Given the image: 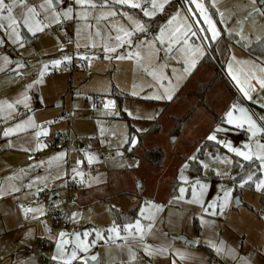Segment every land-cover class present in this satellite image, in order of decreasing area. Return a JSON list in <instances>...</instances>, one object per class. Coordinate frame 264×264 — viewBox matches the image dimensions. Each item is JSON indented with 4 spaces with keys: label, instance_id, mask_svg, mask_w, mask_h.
<instances>
[{
    "label": "rangeland",
    "instance_id": "1",
    "mask_svg": "<svg viewBox=\"0 0 264 264\" xmlns=\"http://www.w3.org/2000/svg\"><path fill=\"white\" fill-rule=\"evenodd\" d=\"M6 2L11 3L12 0ZM90 2L97 7L75 6V0H56L54 8L61 15L59 22H53L50 14L47 20L44 19L46 13L40 5L45 0H23L24 6L16 0L13 18L18 21L15 31L20 33L19 43H13L14 37L10 38L12 30L8 28L9 21L0 18L3 25L0 27V41L3 42L0 44V68L3 69L0 70V105H3L0 110V264H21L22 259L29 258L23 253L30 248L27 242H24V247H17L16 236L10 237L11 234H5L1 227H8L15 213L24 215L25 208L40 207L52 191L58 193L54 202L62 204L65 182L75 176L79 177L81 184L77 191L70 192L75 199L74 206L67 211L68 225L62 229L69 234V242L72 241L67 247H75V233H80V242L89 244L95 239L96 230L107 237L106 229L113 226L112 210L124 213L126 219L131 214L128 210L139 205L136 219H140L143 226V241L138 237L130 238L125 246L122 240H96L89 252L100 257L105 264H210L208 252L201 247L204 234L210 238L212 234L225 232L228 228L223 222L230 215L241 216L246 208L252 209L256 218L246 220L244 225L255 233L261 229L257 221L259 210L263 209L262 217L264 214V206L258 203L261 192L255 189L254 183L240 186V179H246L249 172L256 173L254 180L261 177L257 170L258 162L249 166V162L228 153L215 141H209L207 136L219 126L222 131L216 133L218 139L230 141L236 147H242L247 141L249 133L245 129L226 123V113L233 104L247 109L257 124L263 126L264 108L261 104H264V89L258 81L264 80V12L260 11L264 9V0H197L221 32L218 38L234 37V41H221L218 54L223 75L236 94L233 95L222 82H216L202 99L198 94L200 85L211 81L216 68L200 64L204 56H196L197 67L190 73L184 72L185 56L180 49L186 46L172 39L174 35L180 36L187 31L189 26L193 30L206 27L195 3L168 0L163 12L149 18L143 16L141 9L116 4L115 0H107V4L105 0ZM136 2L151 10L150 0ZM163 2L157 0V3ZM69 5H74L73 18L64 19L63 11ZM27 7L35 8L38 13L36 23L42 27L47 24L43 31L33 34L24 26L23 14L27 12ZM77 12L80 18H76ZM109 12L116 15H108ZM164 13L167 15L162 22L158 17ZM2 15L6 16V13ZM173 16L175 19L168 24ZM152 19L162 22L160 27L165 28L163 43L155 40L160 35V28L153 35L134 30L135 21L144 24V21ZM23 31L31 42L24 41ZM124 32L132 34L125 37ZM118 35L123 38L121 41L116 40ZM129 40L131 43L127 42ZM170 42L172 51H168ZM212 42L210 39L204 42L205 52ZM193 43L200 45L201 42L199 37H192L189 33V44ZM105 47H115L117 54L123 58L118 60L114 54L107 53L110 58L105 59ZM62 53L81 61L87 60L85 56L93 59L94 64L88 66L91 74L74 71L70 82V76L57 70L59 66L54 68L51 65L52 60L62 58L59 56ZM5 57L12 63L8 64ZM17 64L22 67L17 68ZM44 64L56 72H47L41 84L33 85ZM233 76L246 89L249 85L254 87L255 90L249 93L250 100L244 97ZM30 85L32 87L29 88ZM164 88L173 96L171 101L150 99L161 94ZM25 92L30 97L28 108L15 104ZM91 95L100 99L99 108L93 111L90 103L85 102ZM108 100L114 101V108L104 107ZM8 103H13L14 108L8 109ZM116 112L119 114L115 115ZM69 115L70 124L67 122ZM89 115L93 116L92 120L88 119ZM17 125L21 127L17 129ZM7 129L13 131L5 136ZM42 129L47 130V135L37 136ZM67 131L73 140L69 151L36 148L40 137L53 140L55 135ZM104 137L108 139V145L99 147L97 141ZM132 138L138 141L136 145L127 142ZM261 139L264 141V137ZM89 141L92 142L91 147L86 149ZM213 144L216 147L211 149ZM154 148L163 152L159 168L144 159V150ZM59 153H64L63 157H59ZM29 155H36L31 159L34 161H30ZM106 155L115 158L105 159ZM193 155L197 157L196 162L189 160ZM89 156L94 157L91 163ZM216 156H226L233 163L221 164L214 159ZM37 158L40 161L35 163ZM77 160L81 161L79 165ZM186 161L189 166L183 168ZM198 161H205L210 168L203 169ZM237 162L244 167L241 168ZM90 168L95 169L94 173L84 176ZM182 169L188 183L179 178ZM216 170L227 175H217ZM37 178L52 185L39 188L35 185ZM28 179L30 183L25 188L23 182ZM197 179L207 185L203 196L205 201L222 197L224 188L231 190V198L223 212L217 208L214 213L213 210L205 213L200 204L191 202V184ZM182 186L186 189L183 199H177ZM38 189L43 191L38 192ZM38 193L44 195L42 200H37ZM236 199L240 204L232 209ZM203 207L207 208L208 204ZM61 208L64 209V206L61 205ZM141 208L144 209L143 215ZM43 212V215H37L36 221L30 222L38 231L46 233L40 236V243L44 241L46 247L50 244L52 250L56 247L59 233L45 215V210ZM126 223L120 225L121 228ZM149 224L151 228L147 227ZM50 227L55 234L49 233ZM85 231L90 233L86 240L83 237ZM176 237H184L195 245L177 242L174 240ZM117 241L122 245L116 244ZM239 243L243 242L240 240ZM145 245L153 250L152 255L145 253ZM247 249L256 256V263L264 262L263 245L260 249L259 246L251 249L245 244L243 250ZM10 253H17L19 261L5 260ZM33 253L35 264H46L40 261L41 257L52 259L50 249L47 255L36 250Z\"/></svg>",
    "mask_w": 264,
    "mask_h": 264
},
{
    "label": "snow or ice",
    "instance_id": "2",
    "mask_svg": "<svg viewBox=\"0 0 264 264\" xmlns=\"http://www.w3.org/2000/svg\"><path fill=\"white\" fill-rule=\"evenodd\" d=\"M56 0H45L44 4H41L40 7L44 9V12L46 13L44 19H48V14L51 15L52 21L53 22H59L60 21V13L57 12V10L54 8V3ZM145 2H148V0H145ZM168 0H164L163 3H157V0H150V8H144L142 7L141 3L136 2V0H115L116 4H124L128 5L130 8L133 9H141L143 12L144 17H149L152 18L156 15L157 12H163L164 11V4L167 3ZM188 3H195L196 5V10L200 13V19L203 20L204 24H206V27H201L198 30H193L192 26H189L187 28V31H185L183 34L180 36H173V40L176 43H182L186 47H182L180 49L181 53L185 56V66H184V72L190 73L193 69L197 67V59H195L196 56L203 57L206 52L203 47L204 42L206 40H211V41H216L217 38L221 35V32L217 29L216 23L213 21V19L207 14L206 9L204 6L197 2V0H186ZM21 6H24L23 0H20ZM105 4H107V0H105ZM16 6V0H12L11 3L6 2V0H0V18L2 19H7L9 21L8 28L11 29V34L10 38L14 37L12 40L13 43H19L20 42V33L15 31V25L18 23L16 19L13 18V9ZM75 6H80V7H91V8H96L97 5L94 3H91L90 0H75ZM188 11H192V9H188ZM260 11L264 12V9H260ZM73 12H74V5H69L64 11H63V18L64 19H72L73 18ZM6 13V16L2 15ZM38 13L35 11V8L33 7H27V12L23 14V24L24 26L28 29L29 32H32L35 34L38 31H43L44 27H47V24H44L43 27L41 26L40 23H36V16ZM108 15L115 16V12H109ZM76 18H80V14L77 12L76 13ZM86 18V16L84 17ZM175 19V16H173L171 19L168 20V24L172 23V20ZM42 23V22H41ZM135 31H139L141 33L146 31L145 25L139 21H135ZM0 27H3L2 24H0ZM160 35H157L155 37V40L159 41L160 43H163V34L165 32L164 27H160ZM189 33L192 37H199L200 39V45H196L195 43L189 44ZM203 33V35H201ZM131 32H124V36H131ZM210 34V35H209ZM123 38L121 36H117L116 40L121 41ZM128 43H131V41H127ZM3 42L0 41V44ZM168 51H172L171 48V42L169 43L168 46ZM105 52V59H109L110 57L107 55V53H112L115 55L116 59H122L123 57L117 54V50L115 47L109 48L105 47L104 48ZM65 59H70V57H65ZM84 59H88V57H84ZM5 60L8 64H11L12 61L8 60L7 57H5ZM60 59L52 60L51 65L52 67H58L61 64ZM22 67L21 65L17 64V68ZM49 65L44 64L42 68L38 72V78L33 81V85L41 84L43 82V78L45 74L48 72ZM229 69H231V65H229ZM0 70H3L0 68ZM231 75V71L229 73ZM234 80H237L236 76L232 77ZM258 83L260 84L261 89H264V80H259ZM169 84H171V80H169ZM237 85L240 89V91L243 93L244 97L246 99H251L250 92L254 91V87L249 85L248 88L246 89L245 87L241 86L239 81L237 80ZM32 87V85L29 86V88ZM163 87V85H161ZM135 95V93H133ZM30 97L28 96L27 92L23 95L22 99H18L15 101V104H22L23 107L28 108ZM150 99L154 100H168L171 101L173 99V96L168 94V89L164 88V91L161 94L158 95H153L150 97ZM8 109H13L14 104L13 103H8L6 105ZM104 107L107 108H114L115 103L114 101L108 100L105 102ZM261 107L264 108V104H261ZM3 105H0V110H2ZM235 113V114H234ZM112 114V113H110ZM115 115H118L119 113L116 112L114 113ZM131 115V113H129ZM227 119L226 123L228 125L234 126L235 128L238 129H245L247 133H249L247 141L242 145V147H236L233 146V144L230 141H225L217 138L216 133L222 131V129L218 126L214 132L210 135L207 136V139L209 141H215L216 144L221 145L223 148L227 150L228 153L234 154L235 157H239L242 159V161L249 162V166L256 164L258 162V168L257 170L261 173V177L258 179L254 180V177L256 176L255 172H249L247 173V178H241L240 179V186L243 187L246 184L249 183H254L255 189L262 194H264V141H262L261 137H264V126H261L257 124V122L252 118V115L249 114L248 110L239 107L236 104H233L230 109L226 113ZM53 121H49L48 123H52ZM29 123H31V118H29ZM17 129H19L21 126L17 125ZM13 129H7L4 132V135L7 136L9 135ZM40 134L47 135V130L42 129L40 133H37V136ZM128 143H131L132 145L137 144V140L135 138L130 139L127 141ZM47 147L46 144L40 143L39 141L37 142L36 148L37 149H42ZM59 157H63L64 153H59L57 154ZM94 157L89 156L88 160L89 163L93 161ZM215 160H218L221 164H232L233 161L229 159L228 157H219L216 156L214 157ZM190 161L196 162L197 157L195 155L189 157ZM77 165L81 163L80 160L76 161ZM199 165L205 169L208 170L210 168V165L206 163L205 161H198ZM238 165L243 168L244 165L240 164L237 162ZM188 162L186 161L185 164L183 165V168H187ZM75 172V169L73 170ZM77 175H81L82 173H76ZM217 175H227V173H222L219 170H216ZM184 183H188L187 177L183 175V169L181 171V175L179 177ZM31 186V185H30ZM207 185L202 183L199 179L195 181L194 184H191V196H192V203L200 204L201 209L203 212L207 213L210 210H214L219 208L221 212H223L224 208L228 204L230 198H231V190L224 188L222 189L223 191V196L222 197H217V200L213 201H205L203 200V196L205 193ZM39 191H43V189H38ZM186 189L185 187H180L179 188V193L181 194L177 199H183V194L185 193ZM207 203L208 207L204 208L203 205ZM153 207L159 208L160 206L153 205ZM26 212H39L40 215H43L44 212L42 209L37 208V209H26ZM144 209L141 208V215H143ZM76 214L73 213V218H75ZM148 228H151V224L147 226ZM107 231V237L101 234L99 230H96L95 232V239L89 243H83L79 241L80 233H75V237L77 239V242L75 244V247L69 252L67 251L63 245L69 244V240L66 238L67 233L61 231L58 234V241H57V252L59 253L58 256H53L52 260L54 261H60V264H73L74 261L79 260L81 264H89V260L93 262H97V256L96 255H79V253H88L89 248L91 246H94L96 243V240H104L107 239L108 241L115 242L116 240H122L125 242V246H127V243L129 242L130 238L131 239H136L137 237L140 239V241H143L144 238V231H143V226L141 225L140 219H136L134 223H126L122 226L113 224L112 227L106 229ZM123 232V235H122ZM90 235L89 232L85 231L83 233V237L85 240L87 237ZM144 251L147 255H152L153 250L145 245L144 246ZM216 251L219 253L221 252L220 248H217Z\"/></svg>",
    "mask_w": 264,
    "mask_h": 264
},
{
    "label": "crops",
    "instance_id": "3",
    "mask_svg": "<svg viewBox=\"0 0 264 264\" xmlns=\"http://www.w3.org/2000/svg\"><path fill=\"white\" fill-rule=\"evenodd\" d=\"M113 5H115V4L113 3ZM152 20H154V19H152ZM152 20L144 21V25L146 27V30L148 28L147 27L148 22H150ZM59 56H62V58H58V59H60L62 61L59 66H61L62 64H69L71 62L72 58L75 59L72 55L70 56V59L63 58L64 56H67L64 53L60 54ZM74 71H78V70L75 69V70H72V72H64L66 75L70 76V82L72 80V75H73ZM32 157L34 158V157H36V155H29L28 158L30 159V161H34V160H31ZM39 161H40L39 158L35 159V163H38ZM47 174H49V172ZM81 179L83 180L85 178H81ZM25 181L26 180H24L23 185L25 186V188H27L29 186L30 180L28 181L27 184L25 183ZM35 185L37 187H39V188H44V187L50 186L52 184L49 181H44V183L40 182V178H37V180L35 181ZM79 186H78V188L75 191H77L79 189ZM50 194H56L58 196V193L55 192V191L50 192ZM49 195H48L47 199L49 198ZM26 198H28V196H26ZM47 199L44 202H42L40 207L32 206V207H29V208L28 207L25 208V210L26 209H30V208L31 209L40 208V209H42L44 211L45 207H46V204H47ZM52 199H54V198H52ZM28 201H29V199H28ZM258 203H259L260 206H264V204L260 203V196H259V199H258ZM239 204H240V202L238 200V205ZM238 205L235 206V204H234L232 209L236 208ZM259 205H258V207H259ZM14 206L16 207L18 205L14 204ZM73 206H74V204L72 205V207ZM246 206L248 207L247 204H246ZM114 210L115 209L112 210V213H113ZM130 210H128V211H130ZM262 210L263 209L259 210V213H257V217H258L257 221H259V225H260V228H261L259 230V232H257V233L253 232L250 229H247V226L244 225L246 220L252 221V220H255V218H256V215L252 214V212H253L252 209L246 208V211L243 212L241 216L230 215L223 222V225L226 228H228L225 232L215 233L214 235L212 234L210 236V238H208L206 233L204 234L205 238H204V241H202L203 243L201 244L202 245L201 247L204 248L208 252V257H210V260H209L210 264H258V263H256L257 262L256 261L257 260L256 256H253L252 251H249L248 249L247 250H243V249H244V245L245 244H248L249 248H251V249H253L254 246H259V249H260L262 247V245H263V249H264V214H263V217H262ZM248 212H250V213H248ZM39 214H40L39 212H26L25 211L24 215L27 216V218H25V216L22 215V213H18V214L15 213L14 216H12V222L10 223V225H8V227H5V226L1 227L2 231L5 234H8V233L11 234L10 237L16 236V238H17V241H16L17 242V247H24L23 246L24 242L25 243L27 242V245H28L27 247L33 248L34 250H36L38 252H42V253L46 254V253H48V250L50 249L51 253L49 255L51 257L58 256L59 253L57 252V247H55V248H53L51 250V248L49 246L50 244L48 243L50 240L47 242L49 244V245H47L48 247H46V243H45L44 247L41 246V248L38 249L40 244H39V246H37V244L40 243V236H45L46 233L45 232L43 233V231H38L33 226V222H30V220H35L36 221L37 220L36 218H38L37 215H39ZM66 218H67V215H66ZM126 219H124V221ZM25 221L27 222L26 225H25ZM235 222L238 223V224H236ZM127 223H131V222H127ZM113 224H115V214L114 213H113ZM232 228H235V230L233 231ZM236 228H238V229H236ZM50 229L53 230L52 227H50V228H48V231ZM61 231H64V230L61 229ZM61 231L58 230L57 233H59ZM66 238H69V236H67ZM240 240L243 243L240 244L239 243ZM57 241H58V238H57ZM41 242H44V241H41ZM118 242L119 241H117L116 244H118ZM69 244H72V241H70ZM118 245H122V244H118ZM55 246H57V244ZM70 246L71 247H67L66 245H63V247L69 252L74 248L73 245H70ZM188 246H190V245H188ZM43 248H44V250H42ZM217 248H220L221 252L218 253L216 251ZM22 250H24V248ZM25 253H26V251L23 254H25ZM92 253L93 252H88L87 255H94ZM83 254H86V253H82V252L79 253V255H83ZM17 255H18L17 253L15 255L10 253V254L6 255L5 260L12 259L13 262L16 263V261H19L17 259ZM26 255L29 258L22 259L20 261L21 264H35L36 263L32 259V256H35L34 253L30 254V255H28L26 253ZM42 259H44V258L41 257L40 261H42ZM89 261L93 263V261H91V260H89ZM97 261H98V264H105L104 260L100 259V257H98V256H97ZM42 262H44V261H42ZM56 262L60 264V261H56ZM74 262H79L81 264V262L79 260H76ZM262 264H264V262Z\"/></svg>",
    "mask_w": 264,
    "mask_h": 264
},
{
    "label": "built area",
    "instance_id": "4",
    "mask_svg": "<svg viewBox=\"0 0 264 264\" xmlns=\"http://www.w3.org/2000/svg\"><path fill=\"white\" fill-rule=\"evenodd\" d=\"M66 39V37H64ZM73 41L71 39L70 41V45L73 46ZM94 63L93 59H87L85 61H81V60H75V59H71V62L69 64H62L61 66H59V68H57L58 71L61 72H72V70H80L82 72H85L86 75H90L91 71L88 69V66L92 65ZM48 72L50 73H54L56 72L55 69L53 68H49ZM69 90H71V83L69 86ZM85 102H89L92 111L99 108L100 105V99L97 96H88L85 99ZM70 114V111H69ZM88 119L92 120L93 116L89 115ZM70 115L68 117V124H70ZM262 125L264 126V121L262 123ZM53 140H49L48 138L45 137H40L38 139V141L40 143L46 144L47 148L49 150H58V149H65L67 151L70 150V148L73 146V140L71 139V137H69V131H67L66 133L63 134H58L55 135L53 137ZM98 145H102L103 147L108 145V139L106 137H104L103 139H99L97 141ZM92 142L89 141L88 143H86L85 148L89 149L91 147ZM115 156L113 155H106L105 159H114ZM95 169L94 168H90L87 171H85V173L83 174L84 176L86 175H90L92 173H94ZM29 180H26L25 183L27 184ZM80 179L78 176H75L74 178H68L65 182V186H64V196H63V201L61 202L62 204H58L56 202H54L53 199H47V204H46V208H45V215L51 220V222L57 227L58 230L61 231V229H64L67 227L68 222L66 220V212L72 208L73 202H74V197L70 194L71 191H75L78 186L80 185ZM43 194L38 193L37 195V200H42L43 199ZM61 205L64 206V209L61 208ZM50 234L53 235L55 233V231L53 230H49ZM118 244H121V242H118ZM40 246L44 247L45 246V242H41ZM34 249L30 248L28 250H26V253L28 255L33 254ZM42 261H44L46 264H59L56 261L52 260L51 258H46V259H42ZM73 264H80L79 262H73Z\"/></svg>",
    "mask_w": 264,
    "mask_h": 264
},
{
    "label": "trees",
    "instance_id": "5",
    "mask_svg": "<svg viewBox=\"0 0 264 264\" xmlns=\"http://www.w3.org/2000/svg\"><path fill=\"white\" fill-rule=\"evenodd\" d=\"M182 2H184V0H181ZM167 13H164L162 16L158 17L161 18V21L163 22V20L166 18ZM162 22H160L157 19H154L150 22H148L147 24V32L148 34L152 35L156 30H158L162 24ZM148 36V35H147ZM229 38V39H228ZM234 41V37L231 35H228V37H220L218 38L216 41L212 42L209 46L207 45V52L204 55L205 57L201 60L200 64L202 65H206V66H213L215 67V75L214 77L211 79L210 82L208 83H203L200 85V89H199V97L200 99H202V96L204 95V93L206 91H208L209 89H211V86L216 83V82H222L223 84H225L226 86H228L230 88V91L232 92L233 95H235V91L233 90V87L230 86V83L228 82V80L224 77L223 75V71L221 69L222 63L219 61L220 56L218 54V50L220 48V43L221 41L223 43H227L228 40ZM239 45V44H237ZM201 103V102H200ZM182 117L181 121H183ZM216 145H212L211 149L215 148ZM144 159L145 161H147L151 166L155 167V168H159L163 159V152L160 148H154L151 150H144ZM260 203H264V194L260 193ZM139 209V205H137L135 208L131 209L129 211V213L131 212V214H129L128 216H130L129 218H127L124 221L125 218V214L124 213H119L118 211L114 210L113 213L115 214V224L116 225H122L125 222H132L137 218V211Z\"/></svg>",
    "mask_w": 264,
    "mask_h": 264
},
{
    "label": "water",
    "instance_id": "6",
    "mask_svg": "<svg viewBox=\"0 0 264 264\" xmlns=\"http://www.w3.org/2000/svg\"><path fill=\"white\" fill-rule=\"evenodd\" d=\"M22 37H23L24 41H26V42H31L32 41L31 38L28 36V34L25 31L22 32ZM56 197H57L56 194H50L48 199L50 200V199L56 198ZM236 205H238V199H236V201H235V206ZM175 241L182 242L184 244L186 243L187 245H190V246H194L195 245L194 242L187 241L184 237H176ZM89 264H97V262H93L92 263V262L89 261Z\"/></svg>",
    "mask_w": 264,
    "mask_h": 264
}]
</instances>
